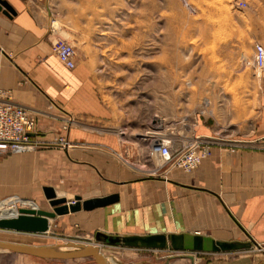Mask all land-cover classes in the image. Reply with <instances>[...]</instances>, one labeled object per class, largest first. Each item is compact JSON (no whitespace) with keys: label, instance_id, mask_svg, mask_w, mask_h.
I'll list each match as a JSON object with an SVG mask.
<instances>
[{"label":"rangeland","instance_id":"1","mask_svg":"<svg viewBox=\"0 0 264 264\" xmlns=\"http://www.w3.org/2000/svg\"><path fill=\"white\" fill-rule=\"evenodd\" d=\"M57 18L75 48V68L78 60L87 77L88 111L68 122L88 115L104 119L105 130L123 137L124 163L168 167L153 153L154 143L168 139L172 152L180 151L197 140L191 134L204 119L216 131L202 139L210 150L206 158L217 146L264 147L217 140L264 134V68L254 64V46L264 47V0H88L73 20ZM55 225L37 238L0 232V241L58 251L67 250L63 244L96 246L114 264H264V244L228 253L132 249L99 242L77 226L71 232ZM0 264L96 263L91 257L58 260L0 251Z\"/></svg>","mask_w":264,"mask_h":264},{"label":"crops","instance_id":"2","mask_svg":"<svg viewBox=\"0 0 264 264\" xmlns=\"http://www.w3.org/2000/svg\"><path fill=\"white\" fill-rule=\"evenodd\" d=\"M2 1L10 11L0 8V100L34 116L31 137L40 143L27 153L0 156V202L17 197L49 211L44 188L63 193L68 201L114 196L104 207L49 219L48 232L56 224L71 232L77 226L94 237L199 234L219 242L264 244V147L217 146L191 173L154 161L124 163L123 137L105 130L104 119H67L88 111L83 99L87 77L78 60L70 71L54 55V47L69 37L57 16L73 20L88 0ZM163 128L169 131L160 124ZM215 133L204 119L194 126L191 139ZM61 138L70 147L57 145ZM223 138L216 139L220 144H264V134Z\"/></svg>","mask_w":264,"mask_h":264},{"label":"water","instance_id":"3","mask_svg":"<svg viewBox=\"0 0 264 264\" xmlns=\"http://www.w3.org/2000/svg\"><path fill=\"white\" fill-rule=\"evenodd\" d=\"M4 7L10 11L8 5L0 0V8ZM157 145V144H156ZM153 145V148H156ZM44 195L48 199L52 208L51 211L39 209H19V216L14 219H0V229L15 231L21 233L42 234L48 232L49 219L56 216L74 213L80 210L91 211L95 208L104 207L116 199V197H103L95 199L82 200L80 197H74L68 201L65 198H57L56 192L52 188H44ZM96 240L110 245H118L132 249H169L174 252H210L224 253L230 251H240L251 248L250 243L241 242H219L201 235H150V236H107L100 233L96 234ZM208 239V240H206ZM259 246V245H255ZM0 249L14 252L17 254L45 258L68 260L91 257L96 264H107L104 257L96 246H76L75 250L68 253L56 252L47 247L28 246L8 242H0ZM189 258L192 259L191 256Z\"/></svg>","mask_w":264,"mask_h":264},{"label":"built area","instance_id":"4","mask_svg":"<svg viewBox=\"0 0 264 264\" xmlns=\"http://www.w3.org/2000/svg\"><path fill=\"white\" fill-rule=\"evenodd\" d=\"M254 48L256 52L255 67L262 70L264 68V47L256 44ZM54 55L66 69L75 68L76 51L71 44L67 42L57 44L54 47ZM35 127L36 120L28 111L15 104L0 100V156L22 154L35 150L40 143L39 139L32 140L31 137ZM157 140L156 148L152 149L153 153L164 165L177 168L184 173L195 171L210 153L208 141L202 139H197L183 147L182 150L175 152L171 150L170 140L164 138ZM57 145L63 148L70 146L62 138L58 140ZM20 201L16 205H10V207L18 206L16 207L18 210L29 209V207L36 209L37 207L33 201L24 199H20Z\"/></svg>","mask_w":264,"mask_h":264},{"label":"bare ground","instance_id":"5","mask_svg":"<svg viewBox=\"0 0 264 264\" xmlns=\"http://www.w3.org/2000/svg\"><path fill=\"white\" fill-rule=\"evenodd\" d=\"M256 53V52H255ZM152 134V133H151ZM154 135V134H153ZM160 135V134H159ZM157 143L155 142V145H156ZM68 147H70V146H68ZM67 146H66V148H68ZM58 198V197H57ZM60 198H67V196H62V197H60ZM18 202H21L20 200H18V199H8V200H6V201H3V203H2V209L4 210L3 211V214H4V217H0V219H14V218H16V217H18L19 216V210L16 208V211H12V210H9V209H12V208H14L15 206H13V207H10V205H16V203H18ZM36 209H37V207H36ZM7 211V212H6ZM9 211H11L12 213H14V214H11V212H9ZM199 235V234H198ZM204 237V236H203ZM206 240H208V239H206ZM0 242H4V241H0ZM9 243V242H8ZM14 244H18V243H14ZM22 245H25V244H22ZM28 246H32V245H28ZM59 246H61V245H59ZM260 246V245H259ZM37 247H39V246H37ZM62 247H65L67 250H65V251H58V250H56L55 249V247H51L50 249L51 250H53V251H56V252H62V253H68V252H72V251H76L75 250V248L72 246V247H70V246H67V245H65V244H63L62 245ZM262 249V248H261ZM60 250H62L61 248H60ZM64 250V249H63ZM0 251L1 252H9V251H7V250H4V249H0ZM103 257H104V259H105V262L107 263V264H114V263H112L110 260H108L104 255H102Z\"/></svg>","mask_w":264,"mask_h":264}]
</instances>
